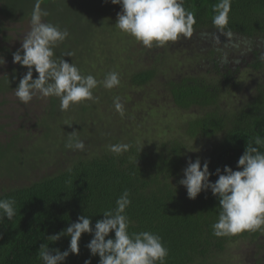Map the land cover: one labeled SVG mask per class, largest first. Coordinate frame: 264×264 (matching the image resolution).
Listing matches in <instances>:
<instances>
[{"label":"trees","instance_id":"trees-1","mask_svg":"<svg viewBox=\"0 0 264 264\" xmlns=\"http://www.w3.org/2000/svg\"><path fill=\"white\" fill-rule=\"evenodd\" d=\"M218 3L183 0L195 23L191 35L175 43L185 47L193 44L197 62L208 66L207 72L196 68L164 84V92L178 109L197 110L185 124L187 137L163 141L153 148L129 140L128 150L119 154L101 148L98 154L81 158L66 170L5 191L0 200H15L16 215L10 220L0 219V264H42V244L50 250L65 251L70 237L53 242L49 236L66 229L80 215L91 218L94 227L105 211L116 208L125 191L131 200L124 213L129 234L148 231L158 235L168 250L164 264H210L216 254L225 252L238 239L250 233L255 239L262 236L264 225L232 236H214L218 199L211 190L189 199L179 184L190 158L186 138L210 143L209 151L200 159L202 166L209 162L212 182L218 179L217 168L223 171L227 165L239 170L238 159L247 147H259L264 152V145L254 144L255 137L264 139V0H231L228 23L222 28L213 24ZM0 13L12 22L25 18L10 16L1 8ZM16 51L8 45L2 48L11 62ZM244 66L251 75L243 94L227 101L240 85ZM158 76L156 67L142 69L132 73L129 83L132 88L144 89ZM116 143L120 144L119 139ZM107 238H114V232ZM91 239V234H82L79 254H69L63 264H85L86 260L99 264V256H91L87 248Z\"/></svg>","mask_w":264,"mask_h":264},{"label":"rangeland","instance_id":"rangeland-1","mask_svg":"<svg viewBox=\"0 0 264 264\" xmlns=\"http://www.w3.org/2000/svg\"><path fill=\"white\" fill-rule=\"evenodd\" d=\"M36 4L37 0H0V8L10 16L25 17L22 22H12L0 13V58L5 61L0 65V195L66 170L79 159L98 154L101 148L111 151L117 139L120 144L133 140L153 148L163 141L187 137L185 124L197 110L178 109L164 92V84L196 68L207 72L208 66L197 62L193 44L185 47L174 42L148 48L123 33L115 26L121 8L110 0H39L42 12L47 13L42 21L69 33L53 47V59L64 58L75 64L82 76L92 75L98 84L92 90V99L64 111L60 109V99L54 96L37 94L27 104L22 103L12 88L18 86L27 68L19 64L14 67L2 48H21L24 35L31 29ZM67 52L73 55L65 56ZM246 66L242 68L239 87L226 97L227 101L243 94L251 75ZM153 67L159 70V76L151 86H130L133 72ZM110 72L118 73L120 83L107 89L103 81ZM37 76L33 71V79ZM117 98L122 105L120 111L114 103ZM70 136L83 141L84 149L66 147ZM185 141L187 158H201L209 151L208 141ZM249 235L229 244L210 264H264V231L259 239Z\"/></svg>","mask_w":264,"mask_h":264},{"label":"clouds","instance_id":"clouds-1","mask_svg":"<svg viewBox=\"0 0 264 264\" xmlns=\"http://www.w3.org/2000/svg\"><path fill=\"white\" fill-rule=\"evenodd\" d=\"M119 5L121 11L117 13L115 24L123 33L129 34L145 47L153 44L162 47L167 42L178 41L182 36H190L195 18L183 6V0H110ZM231 0H219L214 6L216 15L213 24L222 28L228 23V13ZM42 12L37 0L31 17V29L22 40L21 48L13 53V63L27 68L26 74L20 79L14 89L15 96L27 104L34 96L58 97L61 111L70 105L92 99V90L98 81L92 76H82L80 70L73 63L64 58L53 59V47L63 42L69 35L50 23H44ZM67 52L65 56L71 57ZM0 58V65L4 64ZM33 71L38 73L33 79ZM120 83L118 73L110 72L106 75L103 86L112 89ZM118 111L122 109L119 98L114 102ZM256 146L264 145V139L257 136ZM66 147L83 150V141L69 137ZM129 145L116 144L110 146L114 153L127 151ZM209 162L201 165V159L195 161L189 158L183 169V178L179 184L184 186L189 199H195L202 191L211 190L218 199L219 218L212 225L213 235L216 237L232 236L245 230H257L264 225V152L259 147L249 146L240 156L237 169L225 166L223 171L217 168L215 182L210 180L213 173L209 171ZM15 200H0V219H12L16 215ZM131 204L129 193L125 191L116 201V208L103 213L92 226V220L86 215H80L76 222L51 235L52 241H58L63 236L70 237L68 248L61 252L59 249L50 250L43 244L39 253L42 264H63L69 254H79V241L82 234L92 235L87 244L91 256H99V264H164L168 255L167 248L161 238L148 231L139 233L128 232L129 221L124 214ZM114 232V238L109 233ZM85 264H91L86 260Z\"/></svg>","mask_w":264,"mask_h":264}]
</instances>
